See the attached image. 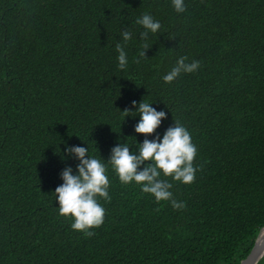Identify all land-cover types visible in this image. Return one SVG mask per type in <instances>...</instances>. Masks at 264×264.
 I'll list each match as a JSON object with an SVG mask.
<instances>
[{
    "label": "trees",
    "instance_id": "1",
    "mask_svg": "<svg viewBox=\"0 0 264 264\" xmlns=\"http://www.w3.org/2000/svg\"><path fill=\"white\" fill-rule=\"evenodd\" d=\"M0 0V264H240L264 227V0ZM161 29L145 40L136 18ZM123 30L126 69L118 68ZM148 46L146 55H141ZM198 71L171 83L176 60ZM168 112L198 152L195 179L156 201L108 163L111 200L92 236L71 228L54 192L78 161L133 148L132 101ZM137 114V113H132ZM126 117V118H125ZM84 139V140H83ZM107 163V161L105 160ZM264 263V256L258 264Z\"/></svg>",
    "mask_w": 264,
    "mask_h": 264
},
{
    "label": "clouds",
    "instance_id": "2",
    "mask_svg": "<svg viewBox=\"0 0 264 264\" xmlns=\"http://www.w3.org/2000/svg\"><path fill=\"white\" fill-rule=\"evenodd\" d=\"M171 2L176 12L186 11L185 0H171ZM136 23L143 26L144 31L141 36L145 40L150 33L155 34L162 27L161 22L150 13L137 17ZM121 37L124 43H117L116 50L119 53L118 68L124 70L128 65L125 44L133 40L134 36L133 32L123 30ZM147 49L148 46L145 44V50L141 55H146ZM199 67V60L188 62L186 56H181L163 76V80L171 83L183 73L198 71ZM132 105L133 108H125L123 111L127 114L126 117L139 116L134 129L136 133L144 134V139L142 142L139 141L136 148L127 142H118L112 146L107 159L92 155L89 144L88 146L67 144L64 149L67 156L76 159L78 163L75 169L72 165H67L61 170L62 183L54 190L56 202L60 215L72 220L71 228L82 231L85 236H92L94 234L92 229L100 227L105 220L106 209L99 198L111 200L108 163L111 164L121 183H135L143 192L152 194L156 201H170L174 208H182L183 203L173 198L172 184L160 179L161 175L171 176L172 179L183 183H191L195 179L197 167L194 160L198 148L193 143L187 127L174 120V123L161 133L158 129L168 118L165 109H158L153 102H145L144 99L133 100ZM255 243L256 248L260 249L258 258L264 256V229L260 231Z\"/></svg>",
    "mask_w": 264,
    "mask_h": 264
},
{
    "label": "water",
    "instance_id": "3",
    "mask_svg": "<svg viewBox=\"0 0 264 264\" xmlns=\"http://www.w3.org/2000/svg\"><path fill=\"white\" fill-rule=\"evenodd\" d=\"M262 229H264V227H262L261 228V230ZM260 230V231H261ZM258 235H260V232H259V234ZM254 248H256V243L254 244V246H253V248H252V250L250 251V253L248 254V256L246 257V258H244L242 261H241V263L240 264H242V262H244V264H253V262H255V264L258 262V260L260 259V257L258 258V256H259V251H260V249H259V247H257L256 249H254ZM254 249V250H253ZM258 258V259H257Z\"/></svg>",
    "mask_w": 264,
    "mask_h": 264
},
{
    "label": "rangeland",
    "instance_id": "4",
    "mask_svg": "<svg viewBox=\"0 0 264 264\" xmlns=\"http://www.w3.org/2000/svg\"><path fill=\"white\" fill-rule=\"evenodd\" d=\"M255 242H256V240H255ZM262 257H263V256H261L260 259H261ZM260 259L258 260V263H259ZM258 263H257V264H258Z\"/></svg>",
    "mask_w": 264,
    "mask_h": 264
}]
</instances>
